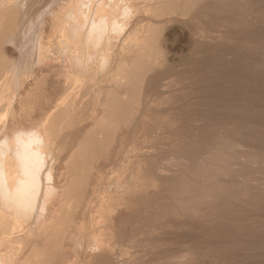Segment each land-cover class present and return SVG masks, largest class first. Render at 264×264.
<instances>
[{"label":"bare ground","instance_id":"bare-ground-1","mask_svg":"<svg viewBox=\"0 0 264 264\" xmlns=\"http://www.w3.org/2000/svg\"><path fill=\"white\" fill-rule=\"evenodd\" d=\"M34 1L0 0V264L67 262L76 255L71 246L80 244L76 233L88 237L87 262L118 264L111 238L125 230L129 213L117 206L132 188L97 191L87 218L74 220L93 161L119 156L109 142L139 115L147 75L196 40L184 19L195 12L211 19L233 7L229 0H50L48 15L39 19L42 7L33 11ZM63 81L73 82L67 96L43 105L45 89ZM82 93L94 95L98 113L80 127ZM63 139L73 152L59 160ZM135 257L119 264H138Z\"/></svg>","mask_w":264,"mask_h":264},{"label":"rangeland","instance_id":"rangeland-1","mask_svg":"<svg viewBox=\"0 0 264 264\" xmlns=\"http://www.w3.org/2000/svg\"><path fill=\"white\" fill-rule=\"evenodd\" d=\"M229 1L227 15L207 19L195 12L184 19L196 40L147 73L146 81L153 78L138 89L139 115L109 142L119 156L93 161L90 186L81 189L86 198L78 201L81 210L74 209L76 222L87 218V204L98 202L99 191L132 188L117 206L128 210L129 221L121 237L111 238L115 263L136 256L138 264H264V0ZM50 2H33V11L42 7L39 19ZM72 83L54 82L41 103L60 102ZM93 97L82 93L78 126L97 116ZM64 142L59 160L73 152ZM97 172L105 183L95 179ZM123 174L131 184L121 183ZM86 237L76 233V255L52 263L90 264Z\"/></svg>","mask_w":264,"mask_h":264}]
</instances>
